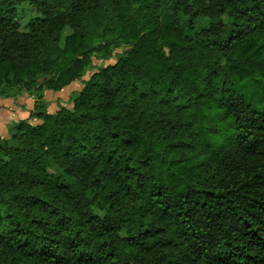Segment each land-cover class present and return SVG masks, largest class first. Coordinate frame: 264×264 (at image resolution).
<instances>
[{
  "label": "trees",
  "instance_id": "16d2710c",
  "mask_svg": "<svg viewBox=\"0 0 264 264\" xmlns=\"http://www.w3.org/2000/svg\"><path fill=\"white\" fill-rule=\"evenodd\" d=\"M22 91L0 264H264V0H0V97Z\"/></svg>",
  "mask_w": 264,
  "mask_h": 264
},
{
  "label": "rangeland",
  "instance_id": "374dc122",
  "mask_svg": "<svg viewBox=\"0 0 264 264\" xmlns=\"http://www.w3.org/2000/svg\"><path fill=\"white\" fill-rule=\"evenodd\" d=\"M34 11L35 10L30 5H27V4L23 8H21L19 13H21V17H22V20H24V23L26 22L27 18L30 15L34 14ZM119 52H120V49H115L113 57L109 59H105V60L94 58L92 66L87 70L84 78L85 79L88 78L92 72H94L95 70L99 68V66L114 63L116 61V57H118ZM82 86L83 84H82V81L80 80V81H74L71 84H69V87L65 86L64 88L58 91L45 90L44 97L49 102L48 111L54 112L63 106H67V107L71 106L72 100L75 97V94L78 93L82 89ZM17 99H18L17 102H14L8 107L10 108H14L15 106L21 107L27 111L26 115L28 116V111H31L34 107V99L30 97L26 91H22V93L20 94V96L17 97ZM12 124L13 123H10V122L7 124L6 134H10L11 131L14 129L15 124L13 125Z\"/></svg>",
  "mask_w": 264,
  "mask_h": 264
},
{
  "label": "crops",
  "instance_id": "0c3cea01",
  "mask_svg": "<svg viewBox=\"0 0 264 264\" xmlns=\"http://www.w3.org/2000/svg\"><path fill=\"white\" fill-rule=\"evenodd\" d=\"M66 87H69V85H67ZM18 96H20V95H18ZM18 96H16V97H0V132H1L0 135H2V136H8L9 135V134H6V132H7L6 127H7V124L9 122L16 124L19 120L27 118L29 116L30 111H28V116H27L26 115L27 111L21 107H16V106L14 108L8 107L9 105L13 104L14 102H17Z\"/></svg>",
  "mask_w": 264,
  "mask_h": 264
}]
</instances>
